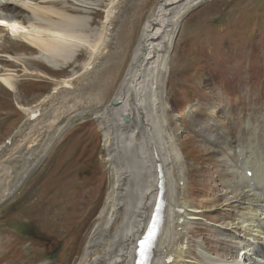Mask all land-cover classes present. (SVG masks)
I'll return each instance as SVG.
<instances>
[{"label": "rangeland", "instance_id": "obj_1", "mask_svg": "<svg viewBox=\"0 0 264 264\" xmlns=\"http://www.w3.org/2000/svg\"><path fill=\"white\" fill-rule=\"evenodd\" d=\"M28 1L29 11L25 10L22 15L21 13L18 14L19 16L11 13L2 14L15 17L21 22L26 19L24 23L36 20L35 22L45 25L46 19H49L45 15L47 10L54 11L56 14L65 11L63 12L65 17L71 18V21L76 20L75 23L81 25L78 32L85 37V41L97 45V48L100 47L93 64L91 63L94 56L91 57L90 51L85 50V53L81 51L76 53L71 62H61L60 65L54 66L42 60L38 52L30 53L31 50L24 52L19 47L20 45L7 49L1 47L4 44L10 47L11 43H5V38L0 34V56L5 58L0 59V64L5 63V65L2 64L4 66L0 65L1 70L10 69V74L17 75L14 76L17 82L16 90H18L16 94L0 84V146L26 121L27 109L39 104L51 91V94L59 92L57 89L59 81L67 80L74 73L82 72L84 68L92 66L91 70L76 81L77 84L74 83L76 90L73 89V93L69 91L56 95L59 98L57 104L46 109L47 112L39 113L42 117L36 118L32 123L30 126L32 131L29 128L22 136L15 137L16 143L21 142L22 144L27 141V145H23L27 150L30 148V152L26 151L25 158L34 159L40 152L37 146L40 143L45 145L56 131L58 126V123H54L57 119L56 115L57 117L65 115L67 110L75 111L82 107V104L95 102L103 96L107 68L117 62L116 54L120 52L123 56L125 49L132 43L129 44L128 38L124 35L125 31L122 35L120 34L118 27L122 20L120 16L129 9L130 0H121L117 6L119 10L113 8L115 12L110 15L113 23L108 25L110 27L105 33L106 36L103 35L105 27L103 21L106 19V9L110 0ZM131 12L129 15H134L133 10ZM114 16L115 19H113ZM54 21L60 23L57 18ZM135 21L132 19L130 22L133 25ZM181 23L169 52L167 64L169 71L162 88L166 91L162 109L163 119H166L169 128L166 121L165 124L160 123V125H165L168 133L174 137L175 148L181 152V156L178 153L181 160V166L178 168L184 170L182 202L186 203L183 200L184 196L187 204L190 203L189 207L199 209L197 215L200 214L198 221H189L185 232L187 236L184 242L180 239L179 246L183 249L191 247L192 253L189 257L193 256V259L200 261L197 255H202L218 264L216 258L220 256L214 253L205 254L201 252L202 247L223 244L215 242V238H225L217 232L215 237L212 236V231L219 232L224 226L230 230L233 229V225L225 224L220 227L223 225L222 220L220 216H216L228 212L226 201L228 194L225 193L222 201L218 202L220 208L208 209L212 204L210 200L213 195L210 193L211 189L207 188L210 186L211 178L209 181L206 180V177L210 175L206 174L205 168L212 166L213 156L220 150L223 140L219 141L217 146L209 145L208 141L215 142L222 135L224 137L230 135L236 140H241L244 137L250 138L263 133V124L257 131L256 123L263 120L264 104L258 107L254 103L264 102V0H208L189 12ZM132 25L130 24L129 28ZM123 39H127L128 42ZM104 41L107 42L104 43ZM23 73L27 76L22 75ZM18 77L23 79L22 89H20L21 84ZM81 78L82 82H80ZM29 82L34 83L30 85ZM83 86L85 89L78 92V89ZM62 99H67V102L62 104ZM20 105L25 107L24 110L20 109ZM249 109L250 111H247ZM226 118H229L227 123L224 122ZM41 119H44V122ZM76 122L62 134L60 140L57 141L58 144L56 143L57 146L55 144L51 150L49 149L50 152L47 153L43 163L28 176L14 194L0 203V211L3 209L5 211L2 228L9 232L35 236L25 241L22 246L23 249H28V252L33 254H16L21 264H35L37 261H41L38 264H51L57 255L62 264H75L84 244V235L90 233L94 224L97 223L98 213L107 201L106 193L107 195L110 193L112 184H114L113 168L105 169L107 166L106 149L102 142L103 134L97 122L91 117L83 122L80 120ZM47 123L52 124L48 126ZM33 124H37L36 127ZM234 125L236 130H228ZM241 126L251 128L248 131L249 134H244L240 129ZM215 129L219 133L222 132V135H216ZM42 130H45V133ZM226 131L229 134H226ZM25 134L30 135L31 138L29 139ZM38 137L41 139L38 140ZM223 148L226 149V145H223ZM247 148L248 146H244V148L231 152L236 158L235 162H231L227 154L223 152L227 159L222 164V168L228 170L232 177L244 179L247 159L244 153ZM133 149L136 151L135 147ZM257 149L260 153L264 152L263 145H257ZM224 154L220 153L217 158H225ZM28 164L23 162L18 164L17 172L23 170ZM5 168L1 167L4 176L8 175V168ZM199 171L201 173L204 171L206 174L202 180L198 178L197 172ZM1 172L0 175H2ZM220 174L224 176L226 171H220ZM232 177L227 176L225 179L231 180ZM220 182L218 178L216 183L221 184ZM77 191L85 192V196L79 198ZM32 193L35 196H33V202L29 204V212L20 218L22 207H18L17 204L23 206L26 198ZM34 210L39 212L38 219L29 224H23L22 220H19L23 217V220L27 218L32 221ZM209 217H213L216 222L211 221ZM230 222L231 220L228 221ZM42 236L51 239L45 238L44 247L41 245ZM84 240L86 243L87 236ZM218 252L222 255L226 254V251L218 250ZM241 255L242 253L239 257Z\"/></svg>", "mask_w": 264, "mask_h": 264}, {"label": "bare ground", "instance_id": "obj_2", "mask_svg": "<svg viewBox=\"0 0 264 264\" xmlns=\"http://www.w3.org/2000/svg\"><path fill=\"white\" fill-rule=\"evenodd\" d=\"M120 1L110 0L106 9V19L103 21L105 25L103 35L107 33L110 27L108 25L113 23L111 22L112 18L110 15L115 12L113 8H118L117 6ZM205 1L207 0H130V3H128L129 9L120 16L122 20L118 27L121 35L125 31L124 35L128 38L129 44L132 43V45L125 49L123 56L120 55V52L115 53L116 56H114L117 62L107 68L103 96L95 102L82 104L83 106L75 111L70 112L67 110L65 115L62 114L59 117L56 115L57 119L55 121L52 118L54 123H58L56 131L45 145L38 141L40 144L36 146L41 154L34 159L25 158L26 151L30 149L28 148L27 150L26 146L24 147L23 145H27V141L22 144L21 142L16 143L14 141L13 143L11 142L9 147L6 145L0 147V172L1 167L8 168V175L4 176L2 174L3 171L1 172L2 175H0L1 203L4 199L10 197L15 187L26 178V174L32 171L43 160L42 156L46 151L51 149V144L61 134L63 129L70 126L76 120L85 119L87 115L94 117L103 134L102 138L107 152V167L109 169L110 167L113 168L115 181L112 184L110 193L107 195L105 205L97 216V223L91 232L87 233L88 235H84L83 248L78 254L75 264L135 263L136 243L146 230L155 204L157 164L163 165L164 211L162 228L157 238L153 250V259L150 264H214L211 260L201 255L197 256L203 263L193 259V256L189 257L190 253H192V248L183 249L179 246L181 241L184 242L187 236L185 232L189 221H198L200 214L197 215L199 209L196 210L194 209L195 207H189L190 203L187 204L184 196L183 200L186 203L182 202L181 192L184 170L178 168L181 166V160L178 150L173 144L174 137L168 133L165 125H160V123L165 124L166 121V119H163L164 114L162 110L166 91L165 88L164 90L162 88L165 85L169 71L167 64L173 40L176 38L183 18L193 8ZM28 4V0H0V19H6L1 14L5 9L10 7L12 13L18 15L29 9L27 7ZM132 10L134 15L132 14L131 16L129 13ZM63 12L56 14L54 11L47 10L45 15L49 19H46L45 25L35 22L36 20L25 23L17 21L22 26L18 34H13L8 27L0 24V32L3 34L6 42L13 44L11 47L20 45L19 47L24 52L26 50H31L30 53L38 52L42 60L54 66L60 65L59 63L61 62H71L79 51L85 53V50H89L90 56L93 57L94 54L99 52L100 47L97 48V45L87 43L85 37L81 36L80 32H78L81 25L76 24V20L71 21V18L65 17ZM55 18L59 19L60 23L55 22ZM115 18L114 16L113 19ZM132 19L136 20L133 25L130 22ZM78 20L81 19L78 18ZM116 24L114 25L116 26ZM130 24L132 25L131 28H129ZM123 40L128 42L127 39ZM9 71L10 69L1 70L0 68V84L17 94V82L14 76L16 74H10ZM76 74L80 76V73ZM73 79L74 77H71L67 80L59 81L57 84V89L59 90L57 95L69 92L68 89H64V86L69 83L71 84ZM82 81L81 78L80 82ZM84 89L85 86L79 88L78 92ZM71 92L72 90H70ZM72 96L74 95L72 94ZM57 97L53 93L39 104L33 105L31 108L29 107L30 109H27L28 119L25 127L29 124L28 121H31L30 116L33 113L40 110L47 112L46 109L55 106L58 100ZM61 101L63 104V102H67V99H62ZM114 101H118L119 105L117 107L113 106ZM262 103L264 104V102H255L254 104L260 107ZM24 108V106L20 105L21 110H24ZM247 111H250V109ZM208 112L210 111L208 110ZM262 116V121L255 122L258 128L257 131L261 129L262 124L264 128V111ZM43 117L45 118V116ZM243 117L244 113L241 118L243 119ZM43 120L42 122H44ZM228 121L229 118H226L224 122L227 123ZM166 125L168 127L167 121ZM25 127L22 126L20 131ZM231 129L236 130V126H231L228 130ZM240 129H242L244 134H249L248 131L251 128H243L241 126ZM45 130L42 131L44 132ZM215 130L216 135H222V132L219 133L217 129ZM34 131L36 132V130ZM226 134L229 133L226 131ZM28 137L29 139L31 138L30 135ZM37 139L41 138L38 137ZM221 140H223V144L220 146V150L214 154L212 166L205 168L206 174L210 175V177H206V180L209 181V178H211V181H209L210 186L207 188L211 189L210 193L213 195L210 200L212 204H209L208 209H217L219 207L218 202L220 203L223 197L228 194L230 197L226 200L228 212L216 216H220L222 220L221 223L223 225L220 227L230 224L231 226L233 225V229L229 230L227 226H224L219 232L217 230L212 231V236L215 237V233L217 232V234L225 238H215V242L223 244L206 248L202 247V250L206 254L214 253L219 255L223 260L222 264H237L233 258L236 257L238 259L239 253L254 251L255 254H246L245 252L243 262H246L245 264H264V152L259 153L257 149V145L264 146V129L263 133L258 136L254 135L250 138L244 137L241 140H236L233 136L225 135L224 137L222 135L215 140L216 143L213 140H209L208 144L217 146ZM31 143L35 144L33 141ZM223 145H226V149L223 148ZM244 146H248L244 153L245 159L247 155L245 172L251 175L246 180L232 177V174L228 170L222 168V164L226 160L217 158L220 153L224 152L231 162H235L236 158L231 152L244 148ZM133 147H135L136 151H134ZM22 162L29 164L23 170L17 172V165ZM220 171H226V174L223 176L220 174ZM197 174L201 180L206 175L204 171L203 173L199 171ZM227 176L232 177V179L226 180L225 177ZM218 178H220L221 184L216 183ZM181 183L182 187H180ZM223 187L225 188L224 190L221 189ZM148 190L150 191L148 192ZM33 196H35L34 193L28 196L23 206H19L22 204L17 205L18 207H22L20 208L22 214L20 218L29 212V204L33 202ZM214 197L216 199H213ZM219 199L221 200L218 201ZM175 208L180 210V212H177V215L174 212ZM4 212L0 216V237L1 239L6 237V240L0 241V264H21L17 260L18 255L15 256L10 253L8 245L14 240H22L30 238V236L27 233L9 232L2 228L1 224L5 220ZM38 217L39 212L34 210L32 221L27 218L23 220V217L19 220H22L23 224H29L38 219ZM209 218L211 221L216 222L213 217ZM229 220H231L230 223H228ZM178 227L180 228V234L177 231ZM86 236L87 240L85 243L84 239ZM226 238L229 240H226ZM218 250L226 251V254H223L225 257ZM257 253L260 255L258 259L256 258ZM25 254L30 253L24 252L20 255ZM168 258H172L171 263L166 261ZM59 262L60 257L57 255L51 264H59Z\"/></svg>", "mask_w": 264, "mask_h": 264}, {"label": "water", "instance_id": "obj_3", "mask_svg": "<svg viewBox=\"0 0 264 264\" xmlns=\"http://www.w3.org/2000/svg\"><path fill=\"white\" fill-rule=\"evenodd\" d=\"M118 104V101L114 103V105H117ZM163 180H162V175L161 173H159L158 175V181H157V185L159 187V192L157 194V203L159 202V199H161V193H162V187H161V184H162Z\"/></svg>", "mask_w": 264, "mask_h": 264}, {"label": "snow or ice", "instance_id": "obj_4", "mask_svg": "<svg viewBox=\"0 0 264 264\" xmlns=\"http://www.w3.org/2000/svg\"><path fill=\"white\" fill-rule=\"evenodd\" d=\"M0 24H4L3 21H0ZM5 27H8L9 30L13 33V34H18L19 31H20V28L18 25H7V24H4Z\"/></svg>", "mask_w": 264, "mask_h": 264}]
</instances>
